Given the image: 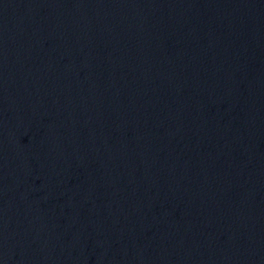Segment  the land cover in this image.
<instances>
[{
	"label": "water",
	"instance_id": "95a60500",
	"mask_svg": "<svg viewBox=\"0 0 264 264\" xmlns=\"http://www.w3.org/2000/svg\"><path fill=\"white\" fill-rule=\"evenodd\" d=\"M0 264H264V0H0Z\"/></svg>",
	"mask_w": 264,
	"mask_h": 264
}]
</instances>
